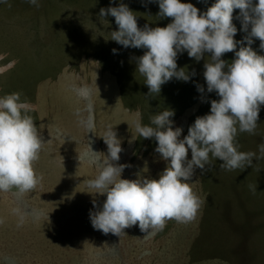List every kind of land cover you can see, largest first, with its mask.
<instances>
[{"label": "rangeland", "instance_id": "374dc122", "mask_svg": "<svg viewBox=\"0 0 264 264\" xmlns=\"http://www.w3.org/2000/svg\"><path fill=\"white\" fill-rule=\"evenodd\" d=\"M38 2L39 7L27 0H0V97L21 93L44 142L34 165L43 179L23 198L29 209L43 214L38 219L28 216L17 227L19 216L13 209L22 205L16 189L0 192V264H264V159L232 171L222 170L219 159L206 165L208 171L197 168L191 186L204 203L190 223L169 220L162 231L150 234L137 223L120 236L93 227V199L102 207L106 194L89 193L94 190L87 181L99 174L108 155L103 138L108 125L121 140L116 162L126 165L121 178L159 179L168 162L156 152L154 137H137L135 121L149 124L152 116L173 110V127L183 129L181 139L186 136L197 117L210 113L211 100L219 99L207 92L203 75L210 54L199 62L187 51L179 54L178 68L195 75L189 81L173 77L159 94L148 95L137 72V58L147 49L124 48L110 39L118 30L115 17L108 15L102 23L99 13L123 2L138 15L139 27H166L172 18L157 16L158 0ZM184 2L203 13L216 0ZM233 24L238 43L223 55L228 63L236 58L235 51L247 46L251 31V25L243 30L239 9L233 12ZM251 46L264 55L260 40L253 38ZM83 87L91 89L95 132L87 133L75 114L88 103L75 91ZM237 141L240 151L260 154L264 105L255 134L240 133Z\"/></svg>", "mask_w": 264, "mask_h": 264}, {"label": "clouds", "instance_id": "9594fccd", "mask_svg": "<svg viewBox=\"0 0 264 264\" xmlns=\"http://www.w3.org/2000/svg\"><path fill=\"white\" fill-rule=\"evenodd\" d=\"M2 2L7 3V0ZM27 2L40 6L38 0ZM158 4L157 16L172 18L166 27L153 28L147 24L139 27L138 15L123 2L117 7L101 8L99 18L103 23L108 15L115 17L118 30L111 32L110 39L124 48L147 49L137 58V72L144 77L148 95L159 94L161 86L173 77L189 81L195 75L194 70L189 73L185 68H178V55L187 51L197 62L205 53L210 54L203 75L207 92H215L219 99L211 100L210 113L197 117L182 139L183 129L174 128L170 119L174 116L173 110L165 109L152 116L149 124L137 118V137H154L158 142L156 152L168 162L159 179L121 178L126 167L116 163L122 151L121 140L114 126L108 125L103 135L108 155L102 161L99 174L87 181L88 188L94 190L89 193L106 194L102 207L93 199L95 210L90 212L93 227L104 234L120 236L124 229L137 223L140 230L148 234L162 231L169 220L190 223L204 203L191 186L197 168L208 171L206 165L219 159L223 161L222 170L232 171L252 166L254 159H264V143L259 145L257 155L240 151L237 141L240 133L255 134L261 105H264V55L251 46L253 38H257L260 48L264 49V0H216L203 13L184 0H158ZM235 9L240 10L243 30L247 32L251 25V31L245 37L247 46L235 51L236 58L228 63L222 57L234 51L238 43L234 39L237 33L233 24ZM197 88L205 92L203 85L198 84ZM75 91L88 101L85 108L76 109L79 124L87 133L95 132L91 89L83 87ZM30 111L31 105L21 100L19 92L0 97V192L16 189L14 195L22 205L13 209L19 216L17 227H21L28 216L38 219L43 214L35 208L29 209L23 200L43 179L34 165L44 142L33 117L28 114ZM3 223L0 219V224Z\"/></svg>", "mask_w": 264, "mask_h": 264}, {"label": "crops", "instance_id": "0c3cea01", "mask_svg": "<svg viewBox=\"0 0 264 264\" xmlns=\"http://www.w3.org/2000/svg\"><path fill=\"white\" fill-rule=\"evenodd\" d=\"M259 40V39H258Z\"/></svg>", "mask_w": 264, "mask_h": 264}]
</instances>
